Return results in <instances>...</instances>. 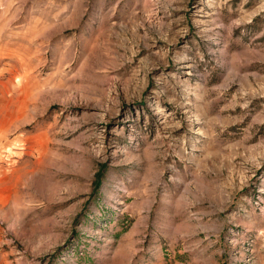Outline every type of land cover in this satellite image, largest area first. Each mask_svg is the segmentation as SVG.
Returning a JSON list of instances; mask_svg holds the SVG:
<instances>
[{
    "label": "rangeland",
    "instance_id": "rangeland-1",
    "mask_svg": "<svg viewBox=\"0 0 264 264\" xmlns=\"http://www.w3.org/2000/svg\"><path fill=\"white\" fill-rule=\"evenodd\" d=\"M0 264H264V0H0Z\"/></svg>",
    "mask_w": 264,
    "mask_h": 264
}]
</instances>
